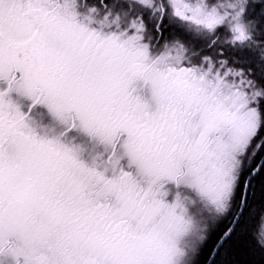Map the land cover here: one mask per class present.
<instances>
[{"label":"snow or ice","instance_id":"snow-or-ice-1","mask_svg":"<svg viewBox=\"0 0 264 264\" xmlns=\"http://www.w3.org/2000/svg\"><path fill=\"white\" fill-rule=\"evenodd\" d=\"M0 264H264V0H0Z\"/></svg>","mask_w":264,"mask_h":264}]
</instances>
